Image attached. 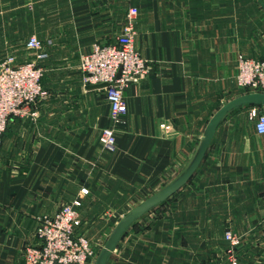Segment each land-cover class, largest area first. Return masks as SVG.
<instances>
[{"label": "crops", "instance_id": "0c3cea01", "mask_svg": "<svg viewBox=\"0 0 264 264\" xmlns=\"http://www.w3.org/2000/svg\"><path fill=\"white\" fill-rule=\"evenodd\" d=\"M130 7L138 10L134 47L152 69L124 90L126 113L106 151L99 136L112 126L109 106L102 88L82 84L79 59L93 45L114 44ZM233 14L229 0H0V62L43 67L46 92L35 117L10 119L1 136L0 264H24L39 217L81 188L89 193L76 232L99 223L105 234L184 171L212 115L246 94L232 52L252 29L234 40ZM30 36L45 59L22 56ZM251 108L222 120L191 179L136 220L106 264H227L224 223H236L242 237L238 264H264V134L236 123L244 112L252 123Z\"/></svg>", "mask_w": 264, "mask_h": 264}, {"label": "built area", "instance_id": "2783aa9c", "mask_svg": "<svg viewBox=\"0 0 264 264\" xmlns=\"http://www.w3.org/2000/svg\"><path fill=\"white\" fill-rule=\"evenodd\" d=\"M137 14V8L130 7L114 44L93 45L79 59L83 85H106L102 90L109 106L112 126L103 128L99 136L100 145L106 151L114 150L115 126L123 123L126 113L124 90L146 77L152 69V64L143 59L134 47ZM26 49L35 54L36 60L47 57L42 52V43L35 36L28 38ZM235 69V81L241 90L264 94V56L256 60L238 54ZM43 75L44 68L35 62L15 64L11 59L0 62V142L10 119L35 117V105L46 96L41 86ZM249 119L254 121L256 133L264 134V113L253 107L249 111ZM88 193L86 188H81L79 196L62 205L54 215L39 217L35 230L38 242L25 248L24 264L92 262L94 251L90 241L76 232L80 223L78 208L82 197ZM224 239L228 243L225 251L228 264H238L237 250L241 237L228 229L224 232Z\"/></svg>", "mask_w": 264, "mask_h": 264}, {"label": "water", "instance_id": "95a60500", "mask_svg": "<svg viewBox=\"0 0 264 264\" xmlns=\"http://www.w3.org/2000/svg\"><path fill=\"white\" fill-rule=\"evenodd\" d=\"M257 1L264 12V4L262 3V0ZM90 86L92 88H103L106 85L98 84ZM243 105L264 107V94L259 92L246 93L224 103L208 121L196 153L191 159L190 163L184 169V171L166 186L155 192L153 195L149 196L139 205L132 208L119 220V222L115 225L112 232L104 242L103 247L99 251L93 264H106L110 253L113 251L125 231L142 215L177 193L191 179V177L194 175L197 168L201 164L210 146L212 138L222 120L232 110Z\"/></svg>", "mask_w": 264, "mask_h": 264}, {"label": "rangeland", "instance_id": "374dc122", "mask_svg": "<svg viewBox=\"0 0 264 264\" xmlns=\"http://www.w3.org/2000/svg\"><path fill=\"white\" fill-rule=\"evenodd\" d=\"M230 2V10L234 13L232 17L230 18V23L232 26H230V36L234 37V40L236 39V34L239 36L238 38H241V34L247 31L248 29H252L250 32V41H246L247 43L244 44H237L236 43V49L233 54V65L235 66V59L238 54H243L240 45H242V48H260V54L261 56L264 55V12L262 8L260 7L257 0H229ZM262 3L264 4V0H262ZM236 26V28H235ZM233 27V28H232ZM245 28V29H244ZM243 42V40H242ZM245 42V41H244ZM243 42V43H244ZM235 47V46H234ZM246 54V53H244ZM22 56L28 58V57H34L35 54L29 50H22ZM240 91V90H239ZM241 92V91H240ZM259 112L264 113V110H260ZM246 112H244L240 118L237 119L236 123H238L239 127L244 128L245 133H254L253 132V121L248 122V115H246ZM233 125V124H232ZM234 125H237L234 123ZM127 214V213H126ZM124 215H122L123 217ZM121 217V218H122ZM120 218V219H121ZM81 219V218H80ZM119 222V221H118ZM117 222V223H118ZM115 223V225L117 224ZM85 224L83 220H80L79 226ZM115 225L111 224L109 227L106 228V232L104 234L100 233L98 231V228L100 227V224H95V229L88 230L87 233L83 234L91 243L92 249L94 251V256L92 259V262L90 264L94 263V260L96 259L99 251L103 247L104 242L112 232ZM78 226V227H79ZM77 227V228H78ZM76 228V230H77ZM224 232L228 229L232 230L235 234L239 235L236 228V223H224ZM240 236V235H239ZM241 237V236H240ZM241 243H242V237H241ZM228 248V246H227ZM239 249V248H238ZM238 253V250H237ZM239 255V254H238ZM224 260H226L227 264V258L225 255Z\"/></svg>", "mask_w": 264, "mask_h": 264}, {"label": "trees", "instance_id": "16d2710c", "mask_svg": "<svg viewBox=\"0 0 264 264\" xmlns=\"http://www.w3.org/2000/svg\"><path fill=\"white\" fill-rule=\"evenodd\" d=\"M243 92H244V93H248V91H244V90H243ZM248 107H254V106H252V105H243V106H240V107L235 108V109L232 110L231 112L236 111V110L241 109V108H248ZM255 107H257V108L260 109V110L263 108V106H255ZM231 112H230V113H231ZM230 113H228V115H229ZM228 115H227V116H228ZM227 116H226V117H227ZM164 202H165V201H164ZM162 203H163V202H162ZM162 203H161V204H162Z\"/></svg>", "mask_w": 264, "mask_h": 264}]
</instances>
